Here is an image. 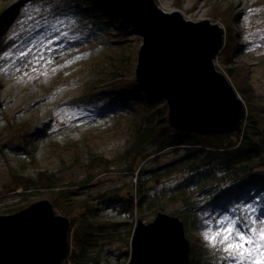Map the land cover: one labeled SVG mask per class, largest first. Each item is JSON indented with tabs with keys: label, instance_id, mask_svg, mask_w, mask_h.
I'll list each match as a JSON object with an SVG mask.
<instances>
[{
	"label": "rangeland",
	"instance_id": "rangeland-1",
	"mask_svg": "<svg viewBox=\"0 0 264 264\" xmlns=\"http://www.w3.org/2000/svg\"><path fill=\"white\" fill-rule=\"evenodd\" d=\"M75 2L0 0V216L15 214L20 206L43 201L37 195L30 200L22 199L9 190L13 174L35 178L47 172L61 185L91 183L88 192L94 196L113 189H120L123 194L131 191L133 176L125 174L127 164L123 163L128 131L115 132L111 117H93L86 108L77 106L86 88L106 71L98 63L107 55V48L101 45L100 38L88 39L85 24L72 14ZM155 2L163 11L180 12L193 22H213V15H229L218 24L226 37L230 32L228 27L236 30L228 41L229 44L236 41L238 53L232 64L221 56L215 60V66L222 73L234 66L237 73L247 76L253 101L264 107V0ZM112 31L115 33L116 28ZM128 39L132 50L142 45V39L135 33ZM95 157L99 161H112L114 166L108 170L100 162H93ZM172 159L171 153L162 154L159 161L164 165ZM145 166L143 170L153 167L152 164ZM258 169L264 171L263 166ZM178 176L163 182L176 184ZM257 200L244 203L242 211L235 215L202 214V226L193 236L202 247L217 252L227 264H235L228 253L213 247L205 236L226 226L221 225L222 220L229 224L237 222V227L245 230L252 226L254 219L257 230L264 229L261 223L264 213L259 211ZM101 213L115 223L135 219H127L109 209ZM156 218L149 215L144 220L135 219L134 231L138 222L148 225ZM121 237L124 241L102 245L94 254L104 264L127 263L124 253L130 250L131 255V246L126 245V232ZM252 251L257 259L264 258V244L253 247Z\"/></svg>",
	"mask_w": 264,
	"mask_h": 264
},
{
	"label": "trees",
	"instance_id": "trees-1",
	"mask_svg": "<svg viewBox=\"0 0 264 264\" xmlns=\"http://www.w3.org/2000/svg\"><path fill=\"white\" fill-rule=\"evenodd\" d=\"M71 10L85 24L88 39L100 38L101 45L107 48V55L98 63L106 71L86 88L77 106L86 108L93 117H111L115 132L128 131L123 163L127 164L125 174L133 176L131 191L123 194L120 189H113L94 196L88 192L91 183L61 185L47 172L35 178L13 174L9 190L22 199L30 200L37 195L50 201L58 215L71 221L70 254L63 264H104L94 254L95 250L113 241H124L121 236L125 232V242L130 247L135 219L159 214L183 222L192 246L191 264H227L217 252L202 247L193 233L202 226V214L235 215L242 211L244 203L259 198L258 209L264 213V171L258 169L264 167V107L253 101L247 76L237 73L234 66L223 71L246 106V118L237 132L228 135L179 132L170 125L167 102L147 94L137 82L141 46L132 50L128 36L133 31L116 20L102 0H76ZM213 16L214 23L230 17L223 13ZM228 30L217 60L223 56L226 63L232 64L238 48L236 41L229 44L228 37L236 30L231 27ZM170 153L173 159L161 165L160 156ZM101 161L93 158V162H100L108 170L114 166L112 161ZM147 164L153 167L143 170ZM175 175H179L176 184L163 182ZM105 209L135 219L111 222L102 216ZM124 255L130 261V250Z\"/></svg>",
	"mask_w": 264,
	"mask_h": 264
},
{
	"label": "water",
	"instance_id": "water-1",
	"mask_svg": "<svg viewBox=\"0 0 264 264\" xmlns=\"http://www.w3.org/2000/svg\"><path fill=\"white\" fill-rule=\"evenodd\" d=\"M142 39L136 79L149 95L164 99L170 125L183 133L233 134L246 106L215 66L225 30L210 20L189 21L167 13L155 0H102ZM71 221L48 200L0 216V264H63L69 257ZM192 246L183 222L159 214L137 223L129 264H191Z\"/></svg>",
	"mask_w": 264,
	"mask_h": 264
},
{
	"label": "snow or ice",
	"instance_id": "snow-or-ice-1",
	"mask_svg": "<svg viewBox=\"0 0 264 264\" xmlns=\"http://www.w3.org/2000/svg\"><path fill=\"white\" fill-rule=\"evenodd\" d=\"M222 227L218 232L205 236L213 247H218L229 254L228 258L235 264H264V258L257 259L253 247L264 244V229L257 230L256 220H251V227L245 230L237 227V222L220 221ZM264 223V221H261Z\"/></svg>",
	"mask_w": 264,
	"mask_h": 264
},
{
	"label": "bare ground",
	"instance_id": "bare-ground-1",
	"mask_svg": "<svg viewBox=\"0 0 264 264\" xmlns=\"http://www.w3.org/2000/svg\"><path fill=\"white\" fill-rule=\"evenodd\" d=\"M15 20H16V19H15ZM15 20H14V21H15ZM15 22H17V20H16Z\"/></svg>",
	"mask_w": 264,
	"mask_h": 264
}]
</instances>
